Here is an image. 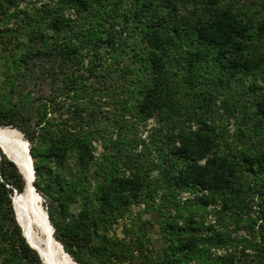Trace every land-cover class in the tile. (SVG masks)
<instances>
[{
  "label": "trees",
  "instance_id": "obj_1",
  "mask_svg": "<svg viewBox=\"0 0 264 264\" xmlns=\"http://www.w3.org/2000/svg\"><path fill=\"white\" fill-rule=\"evenodd\" d=\"M26 1L0 0L3 25L23 13L3 52L25 42L0 68V127L30 142L71 258L264 264V0ZM34 72L48 96L20 89ZM25 188L0 151V264H43L15 215ZM134 205L157 216L111 235Z\"/></svg>",
  "mask_w": 264,
  "mask_h": 264
},
{
  "label": "bare ground",
  "instance_id": "obj_2",
  "mask_svg": "<svg viewBox=\"0 0 264 264\" xmlns=\"http://www.w3.org/2000/svg\"><path fill=\"white\" fill-rule=\"evenodd\" d=\"M0 149L8 154L25 176L26 188L17 196L14 210L27 240L39 249L45 264H76L56 242L43 201L33 191L31 161L22 132L14 127H0Z\"/></svg>",
  "mask_w": 264,
  "mask_h": 264
},
{
  "label": "rangeland",
  "instance_id": "obj_3",
  "mask_svg": "<svg viewBox=\"0 0 264 264\" xmlns=\"http://www.w3.org/2000/svg\"><path fill=\"white\" fill-rule=\"evenodd\" d=\"M45 1H48V0H32L31 2H30V0H27L26 2H24L20 5V10H24L27 7L33 8V4H32L33 2L38 3L37 6L39 7V5ZM16 13L18 16L11 19L9 26L3 25V19H2V16L0 15V68H1V65L4 64V62L6 61V58H9L11 54L17 55V54L22 53V48L25 44V42L21 41L22 39L20 41H18V40L12 41V43H13V46L11 47L12 51L10 53L6 52V51L3 52V50H5L4 43L8 42V35L10 34L11 29L14 30V29H17L18 26H21V18H22L23 13H21L19 11H16ZM24 25H26V22H24L22 24V26H24ZM20 30L22 31L24 29H20ZM18 38H23V34L20 33ZM11 48H10V50H11ZM36 61L39 62V60H36ZM36 71H37V68H36ZM0 72H1V70H0ZM35 72H34V74H30L28 77L24 78L23 80H22L23 77H21L19 79V83L21 85L20 89L24 90V93H28V92L31 93L32 92L33 97L34 96L35 97H40V96L46 97L51 92L50 81L48 79H46L45 76L38 74V73H35ZM5 81H6V79H5ZM3 84H4V81H3ZM3 87H2V85H0V100L2 98L6 97V95H7V93H6L7 86H3ZM10 92L11 91L8 90V94H10ZM154 127H155V122H153V121H149L147 123L146 127L140 126L139 127L140 132H141V135H140L141 137L139 136L140 140L147 139L148 136L151 135L150 131ZM15 128H17V127H15ZM17 129L20 130L19 128H17ZM153 133H156V130H154ZM25 139H26V137H25ZM140 149H141V147L138 148V151ZM103 150H104L103 147L99 148V153L103 152ZM0 151H1V149H0ZM149 159H151V156H149ZM48 204H49V202H45V200L43 199V205H44L46 211L48 209L47 208ZM143 209H144V206H142V205H134L132 208V212L127 214L126 218H124L123 220L118 222L111 229V235H113V236L115 235L118 238L127 241L128 237H126L125 231L127 229V226L130 225L131 220L132 221L135 220L136 223H141V221L152 220L153 216L154 217L157 216V215H155L156 212H145ZM71 210H72L71 212L73 214H75V215L78 214V208H77L76 204L71 205ZM214 222L215 221H213V223ZM154 224H157V222H155ZM219 227L220 226L218 225L217 228H219ZM233 229H234L233 226H231L230 228H228V231L231 232ZM218 230H221V228ZM239 232H240L239 235H243V236L247 235V231L244 228H241ZM233 234H235V233H233ZM154 235L156 236V233Z\"/></svg>",
  "mask_w": 264,
  "mask_h": 264
},
{
  "label": "water",
  "instance_id": "obj_4",
  "mask_svg": "<svg viewBox=\"0 0 264 264\" xmlns=\"http://www.w3.org/2000/svg\"><path fill=\"white\" fill-rule=\"evenodd\" d=\"M20 132H22V131H20ZM22 134H23V136L25 137V134L22 132ZM2 153L3 154H5L9 159H10V157L8 156V154L4 151V150H2ZM27 154H28V156H29V158H30V161H31V167H32V181L34 182L35 181V178H36V175H35V170H34V165H33V158H32V156H31V154H30V143L27 141ZM11 160V159H10ZM13 161V160H12ZM14 162V161H13ZM15 163V162H14ZM16 164V163H15ZM17 165V164H16ZM17 167H18V165H17ZM19 168V167H18ZM20 170V169H19ZM20 172H21V170H20ZM22 173V172H21ZM22 175H23V173H22ZM24 176V175H23ZM24 178H25V176H24ZM33 191H34V193L40 198V200H42L43 201V198L41 197V195L36 191V188H35V186L33 185ZM17 194V193H16ZM15 194V195H16ZM14 195V196H15ZM13 206H14V198H13ZM43 207H44V205H43ZM45 208V207H44ZM15 209V208H14ZM46 213H47V217H48V219H49V215H48V212L46 211ZM17 219V218H16ZM17 222H18V219H17ZM49 222H50V219H49ZM18 224H19V222H18ZM50 224H51V222H50ZM20 225V224H19ZM20 227H21V225H20ZM50 227L52 228V230H53V233H55V229H54V227L52 226V224L50 225ZM21 229H22V227H21ZM22 232H23V229H22ZM23 236L25 237V239H26V241H27V243L30 245V247L31 248H33L34 250H36L37 251V253L39 254V256H40V258H41V260H42V262H43V264H45L44 263V261H43V258H42V255H41V253H40V251H39V249H37V248H35L33 245H31L30 243H29V241L27 240V237L25 236V234H24V232H23ZM55 238V237H54ZM56 240V242L61 246V248L64 250V252H65V254H67L68 256H70L66 251H65V249H64V247H63V245L61 244V242H59L57 239H55ZM71 257V256H70ZM75 262V261H74ZM76 263V262H75ZM76 264H78V263H76Z\"/></svg>",
  "mask_w": 264,
  "mask_h": 264
}]
</instances>
